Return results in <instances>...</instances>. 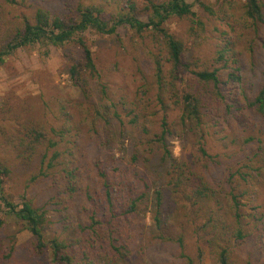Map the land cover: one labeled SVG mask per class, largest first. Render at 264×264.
Listing matches in <instances>:
<instances>
[{
	"label": "rangeland",
	"instance_id": "rangeland-1",
	"mask_svg": "<svg viewBox=\"0 0 264 264\" xmlns=\"http://www.w3.org/2000/svg\"><path fill=\"white\" fill-rule=\"evenodd\" d=\"M149 1L0 0V16L18 22L22 15L31 16L40 7L49 9L54 15H64L80 4L95 3L104 5L108 15L133 8L136 15L143 17L149 13L146 10ZM188 1L204 21L205 29L191 30L193 24L189 19L177 17L171 18L166 26L184 41L186 61L220 68L222 89L226 94V100L218 110L219 116L215 117V123L212 121L206 134L209 152L217 155L221 164L212 165L206 175L222 182L229 170L250 172L248 182L240 179L243 185L239 187L245 191L241 201L249 237L244 242H234L232 258L236 263L248 260L261 263L264 261V148L260 150L261 155L255 154L253 161L248 160L246 155L238 153L242 139L236 142L234 137L238 135L236 130L243 128L237 123L240 121L241 94H255L263 81L264 24H255V21L241 16L245 0H235L232 8L215 17L195 0ZM206 1L214 4L217 10L223 4L218 0ZM83 35L102 75L101 81L90 80L88 95L73 83L69 74L71 65L82 57V49L75 43L63 49L44 45L19 49L0 66V162L9 166L12 172L5 184V194L18 204L26 196L34 206L47 211L48 239L57 235L72 242L77 236L78 223H84L87 213L91 212L92 203L86 197L87 190L96 199L105 197L100 171L110 176L114 165L117 166L114 159L126 166L131 149L137 142L145 140L144 129H149L151 135L159 130L165 109L159 100L161 91L155 77V58L162 62L166 74L170 67L166 63V51L151 33L140 35L128 28L120 30L119 36L100 35L94 30ZM165 102L173 131L169 141L174 155L177 158L195 155L197 137L193 133L184 137L179 135L180 110L172 101ZM94 105L102 106L110 113L112 122L107 130L99 122H93L88 110ZM115 111L121 120L113 117ZM133 120L138 123L134 124ZM27 122L65 133L63 138H57L61 153L57 167L48 176H39L34 181L32 178L40 173L47 150L42 149L35 158L28 160L6 142L9 134ZM252 130L250 134H254L256 140L264 137V121L254 116ZM258 147L254 144V152ZM53 152L54 149L49 150L48 155ZM158 155L153 157L150 171L139 166L157 181V184L152 182L153 189L170 170L165 164L157 169ZM245 164L251 167H245ZM65 169L73 174H67ZM163 170L164 173H160ZM236 178H240L238 174ZM137 186L141 187L140 182ZM74 188L76 192L72 190ZM151 196V202L142 206L131 226L143 232L139 237L132 235L131 239L128 238L132 243L131 264H183L178 257V245L155 238L157 231L151 210L154 196ZM1 220L5 224L0 225V264H52L49 252L37 254L28 248L32 236L28 231L18 232L22 226L15 218L0 212V223ZM168 232L177 235L180 229L172 227ZM185 238L187 252L195 258L196 264H218L210 249L190 227L185 231ZM200 247L203 249L202 259L198 256Z\"/></svg>",
	"mask_w": 264,
	"mask_h": 264
},
{
	"label": "trees",
	"instance_id": "trees-1",
	"mask_svg": "<svg viewBox=\"0 0 264 264\" xmlns=\"http://www.w3.org/2000/svg\"><path fill=\"white\" fill-rule=\"evenodd\" d=\"M218 1L223 2L220 10L206 0H195L214 17L227 12L235 4V0ZM147 3L149 13L143 17L136 15L133 8L108 15L104 5L95 3L80 4L64 15H54L49 9L40 7L31 16L22 15L18 22L0 16V66L19 49L37 45L63 49L75 43L82 49V57L71 65L69 74L73 83L86 95L90 80L101 81L102 78L94 53L83 35L87 31L94 30L106 36H119L120 30L128 28L140 35L151 33L166 51V63L170 66L166 74L162 62L155 58V77L161 91L159 100L165 109L159 130L151 135L149 129H144L145 140L137 142L136 147L131 149L126 166L114 159L117 166L114 165L110 176L100 171L106 189L105 197L96 199L87 190L86 197L92 203L91 212L87 213L84 223H78L73 242L57 235L48 239L47 211L34 206L26 196L18 204L5 194V184L12 172L3 162H0V212L15 218L22 226L18 232L28 231L32 236L28 248L37 254L49 252L52 264H131L132 243L128 238L143 234L142 229L134 230L131 226L141 213L142 206H148L153 195L151 210L157 231L155 238L178 245V257L183 264H196L195 258L187 252L185 231L188 227L210 249L218 264H264V261L257 263L251 260L236 263L232 258L234 242H244L249 237L241 201L245 191L239 187L243 185L241 180L248 182L250 172L229 170L222 182L206 175L212 165L221 164L218 156L209 152L206 137L207 130L213 120L215 123L218 110L226 100L220 68L186 61L184 41L166 26L171 18L176 17L189 19L194 31H203L206 25L188 0H150ZM241 12L243 18L253 23L255 21V24H264V0H245ZM103 92L106 93L105 87ZM241 97V107L238 108L240 121L237 123L243 128L236 130L238 135L234 141L242 139L238 153L253 161L255 154L261 155L260 150L264 148V137L256 140L254 134H250L254 131V116L264 121V77L255 94L248 96L242 93ZM166 100L172 101L180 110L179 135L184 137L193 133L197 137L196 154L191 157L177 158L170 146L169 137L173 131L168 121ZM88 111L93 122L102 124L104 130L111 125L112 117L104 107L94 105ZM113 117L121 120L117 111ZM132 122L138 123L137 120ZM64 136L63 130H48L41 124L27 122L22 123L15 133L9 134L6 142L28 160L35 158L42 149L47 150L40 173L32 178L34 181L39 176H48L57 167L61 158L57 138ZM254 144L259 145L255 152ZM51 149L54 152L49 156ZM157 154L160 159L156 163L157 169L165 164L170 170L160 185L153 189L152 182L157 184V181L150 174L146 175L139 166L150 171L153 157ZM122 158L125 159L124 156ZM245 167L250 168L251 165L245 164ZM65 171L73 174L69 169ZM160 173H164V170ZM72 190L77 191L75 188ZM3 224L5 221L1 220L0 225ZM172 227H178L180 232L177 235L169 234ZM12 250L14 252L15 247ZM198 256L202 259V247L198 250Z\"/></svg>",
	"mask_w": 264,
	"mask_h": 264
},
{
	"label": "clouds",
	"instance_id": "clouds-1",
	"mask_svg": "<svg viewBox=\"0 0 264 264\" xmlns=\"http://www.w3.org/2000/svg\"><path fill=\"white\" fill-rule=\"evenodd\" d=\"M179 149H177V153H178Z\"/></svg>",
	"mask_w": 264,
	"mask_h": 264
}]
</instances>
